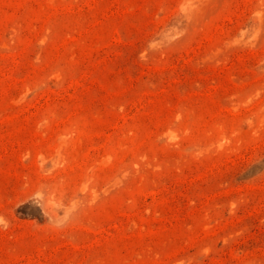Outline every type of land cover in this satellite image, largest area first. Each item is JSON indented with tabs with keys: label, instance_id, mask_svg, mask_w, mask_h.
<instances>
[{
	"label": "rangeland",
	"instance_id": "374dc122",
	"mask_svg": "<svg viewBox=\"0 0 264 264\" xmlns=\"http://www.w3.org/2000/svg\"><path fill=\"white\" fill-rule=\"evenodd\" d=\"M0 264H264V0H0Z\"/></svg>",
	"mask_w": 264,
	"mask_h": 264
}]
</instances>
